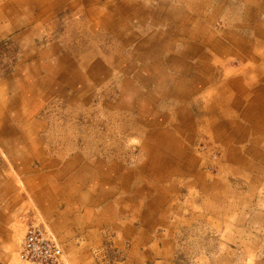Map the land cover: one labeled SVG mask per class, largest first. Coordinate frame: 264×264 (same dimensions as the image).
I'll return each instance as SVG.
<instances>
[{"label": "crops", "instance_id": "obj_1", "mask_svg": "<svg viewBox=\"0 0 264 264\" xmlns=\"http://www.w3.org/2000/svg\"><path fill=\"white\" fill-rule=\"evenodd\" d=\"M19 39L0 85V264H29V224L65 264H264V0H0L1 46ZM77 71L74 91L117 84L147 131L67 122L90 102L65 89Z\"/></svg>", "mask_w": 264, "mask_h": 264}, {"label": "rangeland", "instance_id": "obj_2", "mask_svg": "<svg viewBox=\"0 0 264 264\" xmlns=\"http://www.w3.org/2000/svg\"><path fill=\"white\" fill-rule=\"evenodd\" d=\"M34 14H35V12H34ZM53 21H54V23L56 22V20H53ZM33 23H35V21ZM132 25H136V23L133 22V20H132ZM39 29H40V27H39ZM41 35H42V33H41ZM62 35L63 34H61L60 36L62 37ZM44 36H43V38H44ZM65 36H66V34H65ZM35 37H38V36L36 35ZM45 38H46V36H45ZM51 38H52V36H51ZM138 39H140L139 36L137 37V40ZM45 40L47 41V39H45ZM45 40L42 41V43L40 42L41 44L39 46H41V48L46 46V44L48 43V41L46 42ZM17 41H16L17 45L15 44L16 42H14L15 45L12 46V49H10V50L4 49L1 46V43H0V85L1 86L2 85L5 86L4 79L2 77H4V75L7 74L8 71H10L9 70V69H11L10 65L12 63L16 64L23 57L22 50L24 51L23 48L25 47L24 46L25 45L24 39H19ZM57 44H58V42H57ZM31 45L32 46L37 45L36 42H35V39L32 40ZM61 48H62V46L59 48L58 52H60V54H65L64 56L67 55L66 58L70 57L74 53V52L72 53V51L70 52L68 50H62ZM76 49H79L78 46H77ZM76 52H78V54L82 58H90L91 60L93 58H99L102 61V58L105 57V54L103 52L98 53L97 55H94L95 53L93 52V49H92L91 45H88V47H85V49L82 48L80 51H76ZM110 54H112V53L110 52ZM36 55L34 56L35 59L37 57ZM129 55H131V54H129ZM75 56H77V55H75ZM48 59H51V57L47 58L46 60H48ZM145 68H147V66ZM67 69L69 70V67ZM80 70L82 71V70H84V68L80 67ZM111 72L118 75V68H115V70H114V69H112L110 67V73ZM112 73H111V75H113ZM31 74H32V72H30V75ZM80 74H82V73H80L79 71H77L75 73V75H74L75 78L74 79L76 80V82L71 84L72 88H70V86H65L66 90H68L70 92L72 91V93H73L74 86H75V88H79L81 85L87 86L85 81H83V77H82V75L83 76H85V75L84 74L80 75ZM89 86H91L92 88L89 90L88 93L85 92L83 94H80V92L74 91V96H73V98L75 96H78V97L79 96H85L86 99L82 100L84 103L86 101H88L87 100L88 98H90V102L91 103L89 102V104L84 105V107H83V108L86 109V111L84 110L86 113L85 114L79 113L77 115L78 117H75V118L72 117V116H69L68 119H67V122H74V123H77V124L78 123L79 124H83L84 122H88L89 121L90 123H97V124L99 123V124H102V125L111 124L112 127L114 128V130H117L118 132L121 131V133L123 134V137H124V135L129 133V130L132 131L134 129H138V130H142V133H143V131H147V130H144L146 127L144 126L142 120L150 118V114H148V115H146V114L137 115L135 113L136 111L134 110V105H135L134 104V98H128L127 96L121 95L120 94L121 92H119V90L116 87L117 84L114 85L111 82H104V81L101 80L100 82H95L93 85L91 83V84H89ZM129 94H130V92H128V95ZM105 100H107L108 106L110 105L111 113L107 112V110L105 109L107 107L103 108V101H105ZM54 101H55V99H54ZM57 101H58V99H57ZM141 101L142 100H140V102ZM144 101H145L144 103L147 102V100H144ZM63 103H65V104H63ZM63 103L61 105H58V103L53 104V102H52V103L48 104L46 107L50 108L51 112L58 113V106H59L60 110H61V108L62 109H66L67 106H69V107H76V105H78L79 107L83 106V103L81 102V100H79V102H78L76 99L74 100V102H71V103L67 102V101H64ZM99 105L102 106L103 115L102 114H98V113H93L92 114L94 109H88V108H92L93 106H96V108H97ZM150 105H151V103L148 104V107H150ZM61 106H63V107H61ZM55 110H57V111H55ZM7 111L11 115L12 108L8 107ZM72 118H74V119H72ZM155 121H156V119H155ZM161 122H162V120H161ZM112 127H111V129H112ZM118 128H120V129H118ZM78 132H79V135H88V134H86V130H83V131L82 130H78ZM130 133L133 135L132 137H135L133 132H130ZM148 133H149V131H148ZM127 137H128V139H130L129 136H127ZM205 145L206 144L201 143L199 145L200 148L198 147V149H200V150H204V148L207 149L206 148L207 145L206 146ZM212 150H214V149H212ZM211 159H214V158H211ZM212 164L202 165L201 169L204 170L206 173L212 174L214 172V169L212 168ZM205 181L207 183L209 180H205ZM260 245L264 246L263 243H260Z\"/></svg>", "mask_w": 264, "mask_h": 264}, {"label": "built area", "instance_id": "obj_3", "mask_svg": "<svg viewBox=\"0 0 264 264\" xmlns=\"http://www.w3.org/2000/svg\"><path fill=\"white\" fill-rule=\"evenodd\" d=\"M19 257L29 264H65L62 247L52 232L34 224L27 226Z\"/></svg>", "mask_w": 264, "mask_h": 264}]
</instances>
